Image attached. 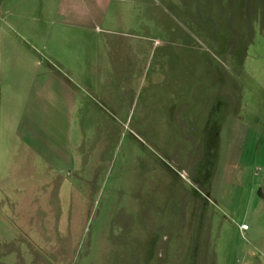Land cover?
<instances>
[{
    "label": "rangeland",
    "instance_id": "rangeland-1",
    "mask_svg": "<svg viewBox=\"0 0 264 264\" xmlns=\"http://www.w3.org/2000/svg\"><path fill=\"white\" fill-rule=\"evenodd\" d=\"M72 1L73 39L61 53L106 78L78 83L71 125L80 159L62 178L35 162H5L0 119V264H243L247 239L264 236V0ZM1 17L2 41L22 51L0 61L67 57ZM20 85L10 91L25 94ZM211 118L259 137L241 149L232 201L204 186L219 172V142L205 135ZM222 183L218 174L215 190Z\"/></svg>",
    "mask_w": 264,
    "mask_h": 264
},
{
    "label": "crops",
    "instance_id": "crops-1",
    "mask_svg": "<svg viewBox=\"0 0 264 264\" xmlns=\"http://www.w3.org/2000/svg\"><path fill=\"white\" fill-rule=\"evenodd\" d=\"M72 2V0H19L10 7L4 8L3 3L0 2L1 18L11 30L17 33L25 32L27 35L36 34L38 39L44 42L43 51L67 56L60 60L58 65L37 62L29 65L26 61L17 59L20 61L17 65H10L11 71H1L10 66L0 61V119H2L5 140L4 161L17 162V158L22 163L34 164L35 162L36 165L41 164L45 168H50L57 178L61 177L60 173L66 169L73 168L80 159L77 155V138L80 136L76 135V124L71 125V115L81 107V95L77 93L78 83L82 82L84 87L88 88L89 84L99 86L102 79L106 78L99 75L91 76L93 63L89 60H74L73 54L61 53L64 51L63 44L65 43V47L68 48L71 45L67 46V44H70L69 41L73 39L74 32L67 22ZM36 18H52L59 23L56 25L53 21L50 26L40 27L33 23ZM68 24L69 27H67ZM9 41L10 39L7 38L3 42L0 36V56L2 52L13 54L14 49L22 51L21 46ZM91 49L99 50L98 45L87 47V50ZM112 69L116 74L118 73L116 66ZM119 79L116 78V80ZM24 81L28 83L25 86V94L16 88L10 91V85L21 83L20 86L24 87L26 83ZM83 95L88 97L86 94ZM100 98L106 101L104 97ZM58 116L67 119L65 125L57 122ZM215 120L211 118L212 124L205 129L207 131L205 135L215 145L219 142L217 148L221 150L218 153L219 157L216 156L218 167L215 164L219 172L213 183L209 182L204 186L214 200L232 201V192L228 190L229 188L234 190L235 187L240 170L237 164L241 149L246 143L247 145L254 143L255 146L259 137L249 134L244 127H236L232 124L233 122L227 124L225 119L214 122ZM11 149L16 151L15 155H10ZM10 157L16 158L10 159ZM57 165L61 166L57 167ZM32 168L35 167L32 166ZM32 168L29 167L27 172ZM218 174H221V178L223 177L222 184L225 190H219L217 186L215 190L214 183L217 181ZM241 223H245L247 228L241 230L239 228ZM248 230L249 225L246 221L237 222V231L242 233L243 237L247 235ZM243 264H264V236L258 241L251 242L247 239V253L244 255Z\"/></svg>",
    "mask_w": 264,
    "mask_h": 264
},
{
    "label": "built area",
    "instance_id": "built-area-1",
    "mask_svg": "<svg viewBox=\"0 0 264 264\" xmlns=\"http://www.w3.org/2000/svg\"><path fill=\"white\" fill-rule=\"evenodd\" d=\"M239 228L241 230L246 229L247 228V225L245 223H241V224H239Z\"/></svg>",
    "mask_w": 264,
    "mask_h": 264
}]
</instances>
